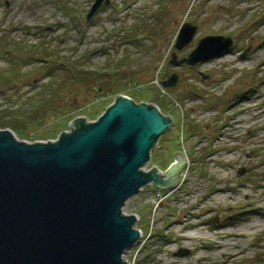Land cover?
<instances>
[{
  "label": "rangeland",
  "instance_id": "rangeland-1",
  "mask_svg": "<svg viewBox=\"0 0 264 264\" xmlns=\"http://www.w3.org/2000/svg\"><path fill=\"white\" fill-rule=\"evenodd\" d=\"M94 2L0 0V37L28 50H0V73L18 75L0 83V129L48 142L117 95L156 105L172 124L141 170L164 172L176 151L184 162L173 185L147 184L126 201L140 235L123 260L264 264V0H110L88 19ZM185 22L198 29L179 50ZM206 35L234 44L195 66L170 63Z\"/></svg>",
  "mask_w": 264,
  "mask_h": 264
},
{
  "label": "water",
  "instance_id": "water-1",
  "mask_svg": "<svg viewBox=\"0 0 264 264\" xmlns=\"http://www.w3.org/2000/svg\"><path fill=\"white\" fill-rule=\"evenodd\" d=\"M109 2L95 0L88 19ZM197 29L183 23L175 47L187 46ZM233 44L231 36L206 35L188 56L173 53L170 63L195 66ZM177 79L173 74L162 84ZM116 97L96 120H71L55 141L26 142L0 129V264H127L123 253L140 232L134 214L122 211L126 201L147 184L173 185L184 157L174 152L164 172L141 170L172 121L156 105Z\"/></svg>",
  "mask_w": 264,
  "mask_h": 264
},
{
  "label": "trees",
  "instance_id": "trees-1",
  "mask_svg": "<svg viewBox=\"0 0 264 264\" xmlns=\"http://www.w3.org/2000/svg\"><path fill=\"white\" fill-rule=\"evenodd\" d=\"M9 42H8V38L5 36V35H2L1 37H0V50H4L3 51V53H4V55H6L7 54V52H12L10 49H12L13 48V50H15V51H18V48L20 47L19 46V44L17 43V44H13L11 47H10V45L8 44ZM20 49L22 50V51H24L23 53H25L26 51H28V50H24V48L23 47H20ZM9 50V51H8ZM10 58V57H9ZM18 58H19V55L18 54H13V56H12V58H10V60H12V61H18ZM16 77V76H18L17 75V73H16V71L14 70V69H11L10 71H7V72H4V73H0V83H7V82H9L10 81V79H12V77ZM117 98V97H116ZM111 104H109V106H110ZM109 106H106L105 107V110L109 107ZM7 125V127H10V128H12V129H16V128H18L19 127V124L20 123H18V122H15V123H6ZM258 264H263V262H258Z\"/></svg>",
  "mask_w": 264,
  "mask_h": 264
}]
</instances>
